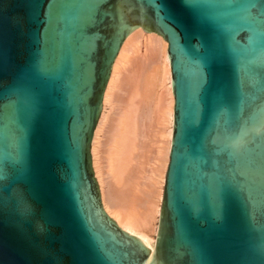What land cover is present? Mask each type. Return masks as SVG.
I'll return each mask as SVG.
<instances>
[{
	"label": "water",
	"instance_id": "water-1",
	"mask_svg": "<svg viewBox=\"0 0 264 264\" xmlns=\"http://www.w3.org/2000/svg\"><path fill=\"white\" fill-rule=\"evenodd\" d=\"M137 27L167 42L174 98L152 254L90 158ZM0 264H264V0H0Z\"/></svg>",
	"mask_w": 264,
	"mask_h": 264
},
{
	"label": "bare ground",
	"instance_id": "bare-ground-1",
	"mask_svg": "<svg viewBox=\"0 0 264 264\" xmlns=\"http://www.w3.org/2000/svg\"><path fill=\"white\" fill-rule=\"evenodd\" d=\"M173 104L167 42L137 27L125 37L112 64L90 158L104 213L151 254L169 160ZM149 123H154V131Z\"/></svg>",
	"mask_w": 264,
	"mask_h": 264
},
{
	"label": "rangeland",
	"instance_id": "rangeland-1",
	"mask_svg": "<svg viewBox=\"0 0 264 264\" xmlns=\"http://www.w3.org/2000/svg\"><path fill=\"white\" fill-rule=\"evenodd\" d=\"M141 52H142V49H141ZM124 92H125V91H124ZM123 94H124V93H123ZM123 94H122V96H123ZM124 96H125V95H124ZM124 96H123V98H124ZM125 97H126V96H125ZM149 124H150V126H151L150 128H152V130L154 131V130H155L154 123H149ZM153 131H151V133H152ZM151 133H150V134H151ZM153 134H154V133H153ZM152 136H153V135H152ZM154 139H155V137L153 136V137L151 138L152 142L154 141ZM151 140H150V141H151ZM150 141H149V142H150Z\"/></svg>",
	"mask_w": 264,
	"mask_h": 264
}]
</instances>
